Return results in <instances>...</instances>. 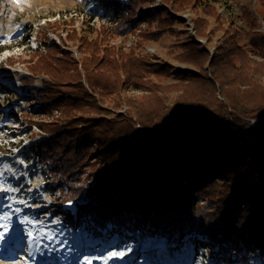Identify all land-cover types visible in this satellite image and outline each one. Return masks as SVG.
<instances>
[{
	"label": "trees",
	"instance_id": "obj_1",
	"mask_svg": "<svg viewBox=\"0 0 264 264\" xmlns=\"http://www.w3.org/2000/svg\"><path fill=\"white\" fill-rule=\"evenodd\" d=\"M152 1L93 0L99 25L65 36L77 55L49 41L55 20L22 60L27 123L41 137L28 157L48 214L68 233L177 238L213 262H264V118L244 122L264 116V0L256 17L233 14L245 0H163L138 13ZM129 34V50L112 42ZM165 35L174 56L142 53Z\"/></svg>",
	"mask_w": 264,
	"mask_h": 264
},
{
	"label": "rangeland",
	"instance_id": "obj_2",
	"mask_svg": "<svg viewBox=\"0 0 264 264\" xmlns=\"http://www.w3.org/2000/svg\"><path fill=\"white\" fill-rule=\"evenodd\" d=\"M163 0H154L152 2L146 3L138 8V13L151 12L155 8H163ZM93 0H22V4H16L14 0H0V46L5 44L7 47L11 48V51H5L0 49V148L2 154L13 155L20 151L18 154V164L22 159H26L29 155L28 147L31 144H38L41 137L36 136L38 130L33 125L28 124L27 118L31 115L33 107L30 101L25 100V90L20 88L17 82L18 76L24 74L25 68L23 66V61L28 56V52L34 51L38 47V41L36 39V33H42L41 28H47V23H53L55 20L57 22H62L60 29L56 30L57 33L48 34V39L51 42L60 44V40H64L63 45L60 46L62 51H72L76 54L75 45L70 40H66L68 30L75 29L79 33H84L85 28L96 27L99 25L101 20L100 15L94 13ZM246 6L255 16L256 0H245L242 3H236L233 5V14L238 16L240 14V9ZM221 11V10H220ZM178 20L184 22L186 27V32L189 36H193L192 25L190 23L191 15L189 13L176 15ZM234 22L238 25L242 24L235 16ZM256 17V16H255ZM156 22H154V25ZM146 25H143L136 29V32L142 28L144 30ZM183 27L181 25H176V32H181ZM32 33V34H31ZM116 46L122 47L124 50H129L130 47L136 42V34H129L126 37L115 38L112 41ZM203 43V41H200ZM174 40L168 35L163 36L156 43H149L142 47L141 51L143 54L148 56H153L159 59H167L174 56L178 51L173 47ZM213 48L209 51L211 52ZM172 53V56L170 54ZM8 59H14V64H9ZM171 64L176 62L171 60ZM221 100V98H220ZM249 121V122H248ZM248 122L250 126L254 124L250 120H244ZM30 145V146H28ZM24 155L23 157L20 156ZM30 160L33 161V158ZM29 177L31 178V183L34 188H41L43 206L46 210L44 217L49 219L47 224V229L44 233L50 231L57 232V236L52 233L54 241L58 244H63L66 247V258L69 262L71 259L78 257V251H72V243L74 235L79 237V241L87 247L88 254H92L95 251H101L108 247L106 252H120L125 248V245H136L139 246L140 243H150V248L152 252L147 255L146 261L151 258L160 256V252L167 251L168 254L172 252L175 258L178 256H183V258H191L194 260L191 264H207L216 263L211 261L206 257V249L200 248L198 251L194 252L192 249L191 242L188 240L182 243L179 239H175L173 245L170 244V239L166 240L163 237L156 236L148 238L145 235H141L136 240L126 239L120 237L118 234H106L104 239L94 238L90 235H86V230L83 228L72 232L69 234L68 229L62 226L57 218H51L48 214V206L52 200L46 190H44L45 181L33 171L32 163L29 161ZM37 163L34 162L33 166ZM23 167L26 165H22ZM27 168V167H24ZM5 180H1L4 184ZM4 196V195H2ZM1 197V196H0ZM5 197V196H4ZM3 198H0V201ZM41 200V201H42ZM69 208L73 209V204L68 205ZM51 236V237H52ZM106 242L107 245H103ZM129 242V243H128ZM156 246V250L153 248ZM159 247V248H158ZM208 251V250H207ZM195 253V254H194ZM68 255V256H67ZM194 255V256H192ZM90 257L89 255L87 256ZM162 258H166V254H162ZM146 258V257H144ZM177 259V258H176ZM165 262H167L165 260ZM223 263V262H220ZM0 264H15L8 263L4 260H0ZM116 264V263H113ZM149 264V263H148ZM225 264V263H223ZM236 264H264L262 259H259L256 255L251 257L247 263H236Z\"/></svg>",
	"mask_w": 264,
	"mask_h": 264
},
{
	"label": "snow or ice",
	"instance_id": "obj_3",
	"mask_svg": "<svg viewBox=\"0 0 264 264\" xmlns=\"http://www.w3.org/2000/svg\"><path fill=\"white\" fill-rule=\"evenodd\" d=\"M0 227H3L5 231L0 232V245L6 244L8 240L10 239V231L8 230L7 225H0ZM124 252H109L107 257H103L104 259H111L116 257H123ZM87 261V264H91V260H88L87 257L85 258Z\"/></svg>",
	"mask_w": 264,
	"mask_h": 264
},
{
	"label": "built area",
	"instance_id": "obj_4",
	"mask_svg": "<svg viewBox=\"0 0 264 264\" xmlns=\"http://www.w3.org/2000/svg\"><path fill=\"white\" fill-rule=\"evenodd\" d=\"M261 118H264V116H261V117H258V118H255V119H252V120H250V121H251V122L254 124V126H255L256 123L258 122V120L261 119ZM23 160H24V159H23ZM32 162H33V161H32ZM32 167H33V164H32ZM29 174H30L29 169H28V170H25V177H26V179H27L26 183H27L28 181L31 180V178L29 177ZM44 190H45V188H44Z\"/></svg>",
	"mask_w": 264,
	"mask_h": 264
},
{
	"label": "bare ground",
	"instance_id": "obj_5",
	"mask_svg": "<svg viewBox=\"0 0 264 264\" xmlns=\"http://www.w3.org/2000/svg\"><path fill=\"white\" fill-rule=\"evenodd\" d=\"M34 249V247L32 248V250ZM4 255V254H3ZM6 256V255H5ZM117 258H120V257H117ZM125 258H127L126 256H125ZM118 260V259H117ZM127 262V260H125V259H121L117 264H125ZM37 263L38 264H42L41 263V259H38L37 260ZM107 263V262H106Z\"/></svg>",
	"mask_w": 264,
	"mask_h": 264
}]
</instances>
